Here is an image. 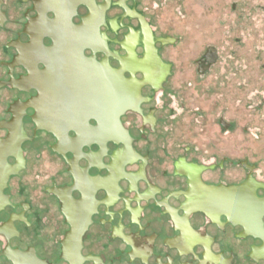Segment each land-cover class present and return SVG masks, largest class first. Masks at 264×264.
<instances>
[{
    "label": "flooded vegetation",
    "instance_id": "obj_1",
    "mask_svg": "<svg viewBox=\"0 0 264 264\" xmlns=\"http://www.w3.org/2000/svg\"><path fill=\"white\" fill-rule=\"evenodd\" d=\"M148 7L0 0V264H264V165L169 143Z\"/></svg>",
    "mask_w": 264,
    "mask_h": 264
},
{
    "label": "water",
    "instance_id": "obj_2",
    "mask_svg": "<svg viewBox=\"0 0 264 264\" xmlns=\"http://www.w3.org/2000/svg\"><path fill=\"white\" fill-rule=\"evenodd\" d=\"M145 3L157 35L174 39L162 51L174 69L168 85L177 87V99L164 106L168 117L172 109L177 116L169 143L182 149L221 133L230 159L264 165V0ZM206 54L215 63L199 74L196 61Z\"/></svg>",
    "mask_w": 264,
    "mask_h": 264
}]
</instances>
